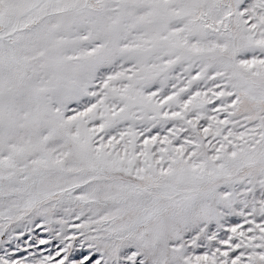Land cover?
<instances>
[{"label": "snow or ice", "instance_id": "snow-or-ice-1", "mask_svg": "<svg viewBox=\"0 0 264 264\" xmlns=\"http://www.w3.org/2000/svg\"><path fill=\"white\" fill-rule=\"evenodd\" d=\"M0 264H264V0H0Z\"/></svg>", "mask_w": 264, "mask_h": 264}]
</instances>
